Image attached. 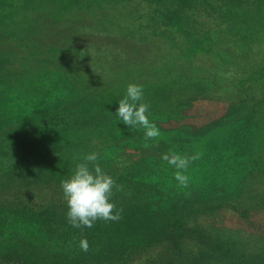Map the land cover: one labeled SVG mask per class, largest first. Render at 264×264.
<instances>
[{
  "label": "rangeland",
  "instance_id": "obj_1",
  "mask_svg": "<svg viewBox=\"0 0 264 264\" xmlns=\"http://www.w3.org/2000/svg\"><path fill=\"white\" fill-rule=\"evenodd\" d=\"M35 78L101 111L116 109L129 83L142 85L149 113L162 111L149 119L159 136L104 147L106 172L181 170L165 156L183 157L182 169L203 163L222 195L176 211L192 213L189 228L264 255V0H0V92L26 90ZM45 106L38 95L2 97L0 127ZM246 164L260 173L230 182ZM1 182L0 206L66 204L61 182ZM116 210L134 222L131 208ZM181 245L182 257L161 244L130 264H221L212 242Z\"/></svg>",
  "mask_w": 264,
  "mask_h": 264
},
{
  "label": "trees",
  "instance_id": "obj_2",
  "mask_svg": "<svg viewBox=\"0 0 264 264\" xmlns=\"http://www.w3.org/2000/svg\"><path fill=\"white\" fill-rule=\"evenodd\" d=\"M43 84L48 85L46 78H35L26 90L18 86L0 92V98L38 95L46 102L44 108L24 121H11L0 127L2 182L15 179L28 184L43 180L62 182L83 154L99 153L116 143L132 146L152 139L142 135V127L129 128L118 121L115 109L77 107L73 99L49 91ZM148 115L149 119L157 118L162 111ZM167 115L179 116L175 111H168ZM98 163L107 170L99 157ZM152 167L154 172L109 173L116 181L112 196L116 208H131L136 215L134 222L124 213V218L117 221L98 220L91 228L76 229L67 221L66 204L59 207L53 203L11 201L1 205L0 264H130L161 244L170 245L182 257V241L194 238L205 247L210 242L215 244L221 264H264V255L252 249L254 244L237 241L234 246V241H218V237L187 226L186 217L191 212L176 211L182 202H187L189 208L221 194L220 184L215 182V177L207 175L203 163L192 162L186 169L177 171L160 165ZM254 173L260 172L246 164L242 174H235L229 180L239 184L253 178ZM177 175L186 180H178ZM141 218L143 224H140ZM147 219L151 221L146 222ZM82 241H87L86 251L81 247Z\"/></svg>",
  "mask_w": 264,
  "mask_h": 264
},
{
  "label": "clouds",
  "instance_id": "obj_3",
  "mask_svg": "<svg viewBox=\"0 0 264 264\" xmlns=\"http://www.w3.org/2000/svg\"><path fill=\"white\" fill-rule=\"evenodd\" d=\"M144 101V88L140 84L129 83L123 97L115 109L116 117L129 128L142 127L149 139L159 136L155 123L149 120V104ZM178 168L186 166L187 161L180 156L164 157ZM180 181L186 177L177 175ZM115 179L98 163V153L95 151L83 154L70 176L61 182V190L66 202V218L73 228H91L98 220L117 221L119 211L112 200ZM81 247L86 251L87 241H82Z\"/></svg>",
  "mask_w": 264,
  "mask_h": 264
}]
</instances>
